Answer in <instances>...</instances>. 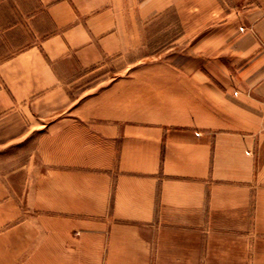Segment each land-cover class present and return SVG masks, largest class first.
<instances>
[{"label":"crops","instance_id":"0c3cea01","mask_svg":"<svg viewBox=\"0 0 264 264\" xmlns=\"http://www.w3.org/2000/svg\"><path fill=\"white\" fill-rule=\"evenodd\" d=\"M0 170V264H264V0H0Z\"/></svg>","mask_w":264,"mask_h":264},{"label":"rangeland","instance_id":"374dc122","mask_svg":"<svg viewBox=\"0 0 264 264\" xmlns=\"http://www.w3.org/2000/svg\"><path fill=\"white\" fill-rule=\"evenodd\" d=\"M178 18H179V12H177V11H169V12L164 11V12L160 13L159 16H158V19L159 20H164V21H167V20L170 21V20H172V21L176 22V20ZM174 30H175V32L178 31L177 25L174 27ZM23 146L24 145L22 143L16 144L14 146V148H10V150L8 152L9 155L10 154H13L14 155V158H15V161H14L15 162L14 163L15 169L17 170V169L20 168V175H21V172H22V169H21L22 168V165H23L22 163L24 162V159H27L28 158L27 156H25L23 154ZM0 172H5V171H1L0 170ZM20 177H22V176H20Z\"/></svg>","mask_w":264,"mask_h":264}]
</instances>
